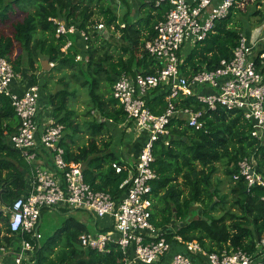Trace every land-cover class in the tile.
<instances>
[{"label": "trees", "instance_id": "obj_1", "mask_svg": "<svg viewBox=\"0 0 264 264\" xmlns=\"http://www.w3.org/2000/svg\"><path fill=\"white\" fill-rule=\"evenodd\" d=\"M252 1H256L255 5L260 4L259 0ZM117 2L124 3L120 12L114 11ZM244 2L235 0L227 16L215 21L205 39L185 48L179 67L182 74L188 76L203 68H216L222 58L232 56L239 34L250 33V28L242 27L240 18L233 19L239 13H247ZM169 6L167 2L155 6L140 0L136 9L139 14L133 18V5L127 0H0V21L7 19L8 13L15 10L24 14L12 25V38H0V57L6 58L15 72L22 74L24 70L22 78L29 84L40 85L49 115L62 123L64 129L78 130L73 122L75 110L68 106L74 94L72 82L86 88L90 104L87 114L95 112L100 118L91 122V132L96 135L101 133L106 121L131 124L113 97V84L123 73L131 76L153 73L161 66L146 52L144 44L155 35L154 25L164 19ZM263 16L264 7H255L247 15L249 20L256 17V24ZM53 19L66 27L74 26L76 31L56 36L57 24ZM98 19L105 27H113L120 33L118 46L113 48L106 41L102 29H95ZM91 29L93 32L90 34ZM80 31L86 33V40ZM13 40L19 45L20 53L10 58ZM68 40L70 46L62 51ZM77 55L82 59L77 60ZM43 59L54 63L50 70L45 71L47 75L49 71L68 69L69 73L64 75L71 80L61 77L49 92L47 81L37 77L35 71L42 68ZM26 69L31 71L29 75ZM168 93L165 84L150 89L145 96L146 105L154 113L163 112ZM174 101L177 107L202 109L205 123L203 129L195 130L180 118H174L170 123V144L165 145L158 140L153 147V167L158 177L152 182L154 203L151 221L157 228H167L174 220L184 221L175 231L165 235L171 242L170 255L183 251L173 238L178 235L184 240H198L208 251H220L228 243L254 255L260 254L259 242L264 236V187L253 185L247 190L243 178L234 180L233 174L238 172V161L247 158L255 171L264 176V137L257 140L251 136V125L244 121L239 111L223 107L209 110L193 96H179ZM18 123L9 97L0 94V204L6 206L28 189L30 164L4 134L5 130L8 134L15 132ZM60 144L64 148L65 160L81 165L84 179L93 189L107 191L115 200L124 193L119 185L126 179L127 172H115L111 163L122 165L127 161L107 150V143L97 149L95 138H91L88 145L82 146L78 152H73L63 137ZM41 152L48 155L43 148ZM218 164L223 167L224 177L230 186L231 208H225L229 202L228 195L220 193L222 181L215 177ZM198 203L207 210L202 217L188 219L190 213H195L193 204ZM219 208L221 213L217 216L211 214ZM61 210L67 211L65 208ZM1 216L5 227L4 230L0 227V244H11V240L19 236L12 234L7 227L8 215H3L2 211ZM106 229L96 224L95 231ZM86 232L91 231L83 221L66 217L55 234L57 238L54 241L51 240L53 236H49L47 241L41 238L35 262L26 264H121L119 249L100 253L82 247L78 238ZM25 237L28 238L27 235ZM54 246L60 247L56 260L50 257ZM169 256L153 264H165Z\"/></svg>", "mask_w": 264, "mask_h": 264}, {"label": "built area", "instance_id": "obj_2", "mask_svg": "<svg viewBox=\"0 0 264 264\" xmlns=\"http://www.w3.org/2000/svg\"><path fill=\"white\" fill-rule=\"evenodd\" d=\"M145 1L155 6L167 2L170 6L164 19L154 25L155 35L144 44L146 52L161 66L153 73H123L113 84V97L131 122V130L145 137L135 160L122 165L111 163L115 172H127L119 185L124 193L116 200L107 191L93 189L85 181L81 165L65 160L60 144L64 125L49 115L40 85L29 84L6 58L0 57V94L9 97L19 120L15 132L8 134L5 130L4 134L30 164L26 193L6 206L7 227L19 238L12 239L11 244H0V264L4 260L7 264L35 262L42 238L41 212L46 208L81 209L96 219H107L106 230L81 233L78 241L82 247L100 253L119 249L121 264H153L169 256L172 247L165 236L166 228H157L151 221L152 182L158 177L153 167V147L158 140L170 144L174 118L195 130L203 129L205 123L202 109L177 107L174 100L179 96H193L209 110L223 107L239 111L251 125V136L257 140L264 137V16L252 32L239 34L230 58H222L216 68H203L186 76L179 68L185 48L205 39L215 21L227 16L235 0ZM53 21L57 24L56 36L76 31L74 26ZM102 27V23L96 25L99 30ZM80 35L87 37L83 31ZM70 44L68 40L62 51ZM76 59L82 58L77 55ZM53 64L49 62L50 67ZM160 84L167 85L169 93L165 109L157 114L146 105L145 96ZM239 178H243L247 190L253 185L264 187V176L247 158L238 161L233 179ZM173 238L183 251L172 253L165 264H264V236L258 255L228 243L220 251H208L196 239Z\"/></svg>", "mask_w": 264, "mask_h": 264}, {"label": "rangeland", "instance_id": "obj_3", "mask_svg": "<svg viewBox=\"0 0 264 264\" xmlns=\"http://www.w3.org/2000/svg\"><path fill=\"white\" fill-rule=\"evenodd\" d=\"M260 4L255 5L256 1L252 0H245L244 5V11H247V13H239L237 16H234V20L236 18H240L239 21L242 24L243 28H250V32L256 27V17L249 20L247 17L248 13L252 11L255 7L263 8L264 0H259ZM140 3L134 2V9L132 10V15L137 17V14H139L138 11H136V6ZM114 11L120 12L124 9V3L123 2H117V4L114 6ZM23 13L21 11L15 10L13 12L8 13V18L4 21H0V38L8 37L12 38L13 35V24L21 20L23 17ZM101 21L98 19V23L100 24ZM103 24V23H102ZM104 26V25H103ZM104 28V29H103ZM95 29L96 25H95ZM101 30V29H100ZM93 32V29H91L90 34ZM102 33L104 34V37L107 39L106 41L110 43V45L114 48L120 44L119 35L120 33L118 31H114L113 27L107 28L102 27ZM84 40L85 37L83 38ZM18 53H20L19 45L13 40V45L11 47L10 52V58L15 57ZM79 60V59H77ZM50 70V69H49ZM27 75L31 73L30 70H27ZM36 76L43 78V81H47V90L50 92V90L57 85V80H59L61 77L66 80H71V78L68 75H64L66 73H69L68 69H62V70H53L49 71L48 75L45 73L44 70L36 69ZM22 77H24L25 72L22 70V74L20 73ZM46 80V81H45ZM71 89L74 91L73 95L69 99L68 106L75 110L76 116L73 117V122L77 126V131H71L70 129L66 128L63 131V141L66 145H68L73 152H78L82 146L88 145L91 138H95L96 142V148H102L103 143L108 144L109 151H112L117 156H121L125 161L135 160L137 151L142 145L144 141V136H140L139 134H136L133 130H131V124H116L110 121H106L104 124L103 129L101 130V133H98L96 135H93L91 122L94 118H99L98 114L93 112L91 114H87V111L89 109V97L87 94L86 88H83L75 83L72 82ZM43 94V98H45V94ZM100 119V118H99ZM103 120V119H101ZM125 164V163H124ZM223 167H221L220 164H218V172L215 174V177L222 181L220 184V193L221 194H227V202L225 204V208H231L230 201L232 198L230 197V186L227 184V179L224 177L223 174ZM2 207L3 215H6V205L0 204ZM67 211L62 210H52V209H44L41 212L40 217V224H39V230L42 234V239L47 241V238L50 236H53L51 240L54 238H57L55 235L58 229L62 226V221L66 217L72 216L73 219L82 221L86 224L87 229L91 232L95 231L96 224L101 226L103 224H106L108 222L107 219H96L91 213L81 210V209H66ZM207 210V208L202 204H193L192 211L195 212L189 214L188 219L192 217H202L204 212ZM222 209L219 208L217 211H212L211 214L217 216L219 213H221ZM3 216L0 217V227L4 230V222L2 220ZM96 223V224H95ZM184 224V221L180 220H174L172 221L169 226H167L166 230L168 232H173L176 230V228L180 225ZM55 235V236H54ZM54 241V240H53ZM79 247V246H78ZM60 253V247H53V251L50 255L54 260H56L57 255Z\"/></svg>", "mask_w": 264, "mask_h": 264}, {"label": "water", "instance_id": "obj_4", "mask_svg": "<svg viewBox=\"0 0 264 264\" xmlns=\"http://www.w3.org/2000/svg\"><path fill=\"white\" fill-rule=\"evenodd\" d=\"M41 67H42V70H44V71H48L50 69V65H49V62L47 59H43L41 61ZM54 92H55V90H54ZM1 213H2V210L0 209V215H1Z\"/></svg>", "mask_w": 264, "mask_h": 264}, {"label": "crops", "instance_id": "obj_5", "mask_svg": "<svg viewBox=\"0 0 264 264\" xmlns=\"http://www.w3.org/2000/svg\"><path fill=\"white\" fill-rule=\"evenodd\" d=\"M128 2H130L132 5H133V9H134V2H139L140 0H133V1H130V0H127ZM136 9H137V6H136ZM137 11V10H136ZM133 18H136L135 16L133 17ZM38 77V76H37ZM138 151H139V149H138ZM137 151V152H138ZM130 161H132V160H130ZM83 221V220H82ZM107 224V223H106ZM104 225V224H103ZM102 226V225H101ZM105 227H106V225H104ZM4 262V264H7L8 262L6 261V260H4L3 261Z\"/></svg>", "mask_w": 264, "mask_h": 264}]
</instances>
